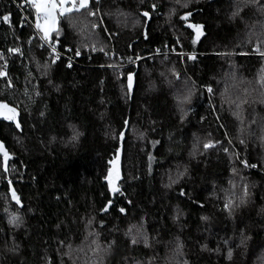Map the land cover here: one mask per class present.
<instances>
[{
    "label": "trees",
    "instance_id": "1",
    "mask_svg": "<svg viewBox=\"0 0 264 264\" xmlns=\"http://www.w3.org/2000/svg\"><path fill=\"white\" fill-rule=\"evenodd\" d=\"M35 13L0 0V264H264V0H89L58 60Z\"/></svg>",
    "mask_w": 264,
    "mask_h": 264
},
{
    "label": "snow or ice",
    "instance_id": "2",
    "mask_svg": "<svg viewBox=\"0 0 264 264\" xmlns=\"http://www.w3.org/2000/svg\"><path fill=\"white\" fill-rule=\"evenodd\" d=\"M28 3H31L32 6L36 9V12L38 14V17L40 14L43 15V19L45 21V25L42 27L39 23H37L36 27L38 29H41L44 33V39H48L49 38V33L53 30V26L56 23V13L59 12V15L61 17H66V16H70L71 13L73 12H80L82 9H86L88 8V3L89 0H79V2L77 3V0H28ZM71 6H68V5ZM89 15H94L95 13H92L91 11H89L88 13ZM144 16H148V13H144ZM183 19H187V16L183 17ZM3 20L5 22L9 21V17L8 16H4ZM189 27H192L195 29L196 31V37L195 39H193V44H195L197 42V40L199 39L200 35L202 34L200 31L201 26L199 25H189ZM93 50H95V48H93ZM101 51H103V49H100ZM10 52H16L18 51V49H10ZM80 54L79 50H77L76 55L78 56ZM107 54V53H106ZM262 55H264V53H261ZM193 56H189V59H193ZM55 62V61H53ZM71 66V65H69ZM5 72L0 71V76L5 75ZM129 80V89L131 88V82H132V76L129 75L128 77ZM209 92H211V89H209ZM0 108H5L7 109L8 106L7 105H3L0 104ZM9 112H14V109H8ZM11 119V117H9ZM17 127H19V125H17ZM123 136V133H121V137ZM2 147V146H0ZM205 148H210L213 147V145L211 143H207L204 145ZM225 151H227V149H225ZM8 154L5 152L4 153V171H7V160H8ZM247 166V164L245 165ZM253 167H255V165H253ZM111 173L112 170L110 169L109 171V187L113 192H117L119 191V189L117 187H115L112 183L111 180ZM12 196L14 199L17 200V203H19L18 198L16 197L15 192H12ZM226 208L229 207L228 204L225 205ZM123 211V209L121 210ZM17 217L13 216L10 220V223H15L17 221ZM133 243H136L135 240H133ZM230 255V254H229Z\"/></svg>",
    "mask_w": 264,
    "mask_h": 264
},
{
    "label": "bare ground",
    "instance_id": "3",
    "mask_svg": "<svg viewBox=\"0 0 264 264\" xmlns=\"http://www.w3.org/2000/svg\"><path fill=\"white\" fill-rule=\"evenodd\" d=\"M39 17H40V15H39ZM38 17V14H36L35 13V15L32 17V18H28V17H26V20H27V22L30 24V26L33 28V30L35 31V33L40 37V39H41V41H42V43L44 44V45H46L48 48H49V50H50V54H51V56H52V59L53 60H58V59H60V58H62V57H67V55H65L61 50H60V48L58 47V45L56 44V43H50V42H48L47 41V39H44L43 37V35L40 33V31H39V29L36 27V25H37V23H38V21L41 19V18H39ZM156 54V53H155ZM138 59H142V57H138ZM0 111H8V109H0ZM13 117V112H11V118ZM1 119H4V118H7V119H9V117H0ZM119 148H121L122 149V147L120 146ZM118 152V151H117ZM116 156H117V154H116ZM121 156H122V151H121ZM116 158V157H115ZM114 161V160H113ZM119 165H120V162H119V164L118 165H113V162H112V166H111V169H114L115 167H119ZM11 188L14 190V188H13V186L12 185H10V187H9V195H10V190H11ZM14 192H15V194H16V196H17V198H18V200H19V197H18V195H17V193H16V191L14 190ZM10 198H11V196H10ZM11 200L15 203V204H17V205H19L20 204V201H19V203H17L16 201H14L12 198H11Z\"/></svg>",
    "mask_w": 264,
    "mask_h": 264
},
{
    "label": "water",
    "instance_id": "4",
    "mask_svg": "<svg viewBox=\"0 0 264 264\" xmlns=\"http://www.w3.org/2000/svg\"><path fill=\"white\" fill-rule=\"evenodd\" d=\"M0 117H11V112H9V111H0ZM121 151H122V149L119 148V149H118V152H117V156H116V158H115L114 161H113V165H118L119 162L121 161ZM13 191H14V190L11 188V190H10V196H11V198H12L14 201L17 202V200L14 199L13 196H12V192H13ZM16 197H17V196H16Z\"/></svg>",
    "mask_w": 264,
    "mask_h": 264
},
{
    "label": "rangeland",
    "instance_id": "5",
    "mask_svg": "<svg viewBox=\"0 0 264 264\" xmlns=\"http://www.w3.org/2000/svg\"><path fill=\"white\" fill-rule=\"evenodd\" d=\"M79 2V0H77V3ZM68 6H71L70 4L68 5ZM57 13H59V12H57ZM56 13V17H57V14ZM41 15V19L38 21V23L43 27L44 25H45V21H44V19H43V15L42 14H40ZM57 20V19H56ZM56 28V23H55V25L53 26V30ZM52 30V31H53ZM39 31H40V33L44 36V33H43V31L41 30V29H39ZM51 31V32H52ZM50 32V33H51ZM50 33H49V35H50Z\"/></svg>",
    "mask_w": 264,
    "mask_h": 264
},
{
    "label": "built area",
    "instance_id": "6",
    "mask_svg": "<svg viewBox=\"0 0 264 264\" xmlns=\"http://www.w3.org/2000/svg\"><path fill=\"white\" fill-rule=\"evenodd\" d=\"M40 17H41V16H40ZM40 17H39V18H40Z\"/></svg>",
    "mask_w": 264,
    "mask_h": 264
}]
</instances>
